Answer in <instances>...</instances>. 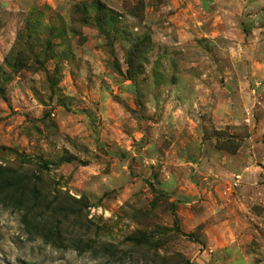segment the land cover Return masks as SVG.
Instances as JSON below:
<instances>
[{"label": "rangeland", "instance_id": "obj_1", "mask_svg": "<svg viewBox=\"0 0 264 264\" xmlns=\"http://www.w3.org/2000/svg\"><path fill=\"white\" fill-rule=\"evenodd\" d=\"M0 91V264H264V0H0Z\"/></svg>", "mask_w": 264, "mask_h": 264}, {"label": "trees", "instance_id": "obj_2", "mask_svg": "<svg viewBox=\"0 0 264 264\" xmlns=\"http://www.w3.org/2000/svg\"><path fill=\"white\" fill-rule=\"evenodd\" d=\"M0 93H2V92L0 91ZM2 182H3V176H0V185H2Z\"/></svg>", "mask_w": 264, "mask_h": 264}]
</instances>
